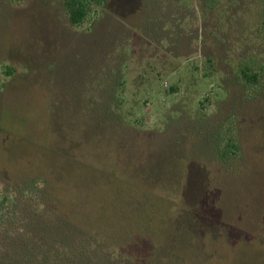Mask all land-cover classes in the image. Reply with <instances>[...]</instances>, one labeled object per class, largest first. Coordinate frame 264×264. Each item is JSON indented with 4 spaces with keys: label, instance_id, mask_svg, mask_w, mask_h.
<instances>
[{
    "label": "rangeland",
    "instance_id": "374dc122",
    "mask_svg": "<svg viewBox=\"0 0 264 264\" xmlns=\"http://www.w3.org/2000/svg\"><path fill=\"white\" fill-rule=\"evenodd\" d=\"M66 1L0 0V264H264V0Z\"/></svg>",
    "mask_w": 264,
    "mask_h": 264
},
{
    "label": "trees",
    "instance_id": "16d2710c",
    "mask_svg": "<svg viewBox=\"0 0 264 264\" xmlns=\"http://www.w3.org/2000/svg\"><path fill=\"white\" fill-rule=\"evenodd\" d=\"M101 1L102 0H67L66 1V7L68 9L70 22L73 25L80 24L87 17L88 6L92 3L98 4ZM211 2L213 4H215L218 2V0H211ZM262 4H263L262 5V11H263V27H264V3H262ZM250 68H249V66H244L242 69H240L241 78L243 81H245L248 84V86L251 85L254 87H256V86L259 87L258 85L262 84L261 80L263 78L262 77L263 75L260 77V75H256V74L252 73ZM226 147H228V148H224V149L220 150L218 147L216 148L214 146L213 157L219 163L224 165V167L226 169H229L230 167H232V162H233V159H231V157H235L237 155V152H236L237 150H236V145H233L230 143H226ZM42 184H43L42 187L44 188V190L46 188H48V184L46 181H43ZM5 199L6 198H3L4 201H5ZM52 201H54V200L50 199V202H52ZM25 257L26 258L23 259L24 260L23 262H20L17 264H32L30 261L31 260L30 254H28V255L26 254ZM39 264H41V263H39Z\"/></svg>",
    "mask_w": 264,
    "mask_h": 264
}]
</instances>
